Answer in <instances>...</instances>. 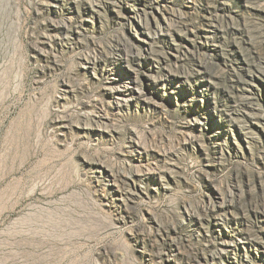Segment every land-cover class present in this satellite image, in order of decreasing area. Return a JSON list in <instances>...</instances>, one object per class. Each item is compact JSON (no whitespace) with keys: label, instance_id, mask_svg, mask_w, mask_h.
Wrapping results in <instances>:
<instances>
[{"label":"rangeland","instance_id":"rangeland-1","mask_svg":"<svg viewBox=\"0 0 264 264\" xmlns=\"http://www.w3.org/2000/svg\"><path fill=\"white\" fill-rule=\"evenodd\" d=\"M0 264H264V0H0Z\"/></svg>","mask_w":264,"mask_h":264}]
</instances>
